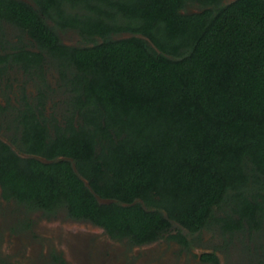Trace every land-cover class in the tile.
<instances>
[{"label":"trees","instance_id":"16d2710c","mask_svg":"<svg viewBox=\"0 0 264 264\" xmlns=\"http://www.w3.org/2000/svg\"><path fill=\"white\" fill-rule=\"evenodd\" d=\"M3 25L35 42H0V84L8 63L46 84L50 61L66 94L54 138L31 107L17 120L51 162L0 140L6 200L138 245L264 232V0H0Z\"/></svg>","mask_w":264,"mask_h":264},{"label":"flooded vegetation","instance_id":"af4514ba","mask_svg":"<svg viewBox=\"0 0 264 264\" xmlns=\"http://www.w3.org/2000/svg\"><path fill=\"white\" fill-rule=\"evenodd\" d=\"M9 30H13L18 34L9 36ZM2 31H4V34L0 33V42L5 45L10 43L9 47L14 44L18 49L22 47L30 49L32 46L31 42H35V40L27 35L24 36L18 29L10 25H3ZM60 35L61 40L65 44L70 45L63 40L62 33ZM34 50L39 53L37 48H34ZM8 53L11 52L8 51ZM54 66L50 61L44 63L45 69L43 70L47 73V83L44 84L35 75L36 70L25 72L21 66L8 63V74L4 77L3 83L0 84V105L6 108L5 112L0 111V140L9 145L22 158H36L43 162H51L39 155L22 151L21 146L24 145L22 143V134L20 130H17L20 126L17 120L27 107H31L37 115V118L33 121L40 122L49 131V136L55 137L56 129L62 125L64 119L62 113H58L57 109L54 108L57 107L55 106L56 103H58L59 108L61 107V102L56 97V93L60 90V85L62 84L61 80H59V75L56 72L59 86L57 88V83L55 85L52 84L48 78L50 68H54ZM15 82L18 84V88H15ZM31 83L33 84L31 85ZM28 86H33L34 90L29 91ZM64 104L66 108V103ZM40 111H43L44 115L46 114V118L39 115ZM0 202L5 205H12L11 209H17V206H20L21 208L19 209L22 212H25V214L31 212L37 218L36 221L34 218L27 219L25 216L20 219H14L3 236L4 247L11 252V256H17L18 259L26 257L28 259L27 262L30 264L41 257L42 251L45 253L43 258H45L46 264H116L117 254H119L117 251L111 252L110 257L105 259L107 248H111L110 245L113 241L121 242L125 240L136 248L142 247L146 252L163 239L162 237L155 241L138 245L129 238H113L105 228L95 225L91 221L72 218L63 209L47 213L43 210L30 209L15 198L6 200L3 196L1 184ZM14 205L17 206L14 207ZM61 213L68 220L65 224L61 222ZM39 220H43L44 224L35 227L36 222ZM82 225L87 226L89 229L82 228ZM33 229H38V233H33ZM29 233L31 238L28 236ZM37 236H41L46 240H38ZM93 238L96 239L97 246L91 251ZM27 249L29 251L28 254ZM22 250H24L23 252L26 253V256L21 254ZM51 251L56 252V255L50 254Z\"/></svg>","mask_w":264,"mask_h":264},{"label":"rangeland","instance_id":"374dc122","mask_svg":"<svg viewBox=\"0 0 264 264\" xmlns=\"http://www.w3.org/2000/svg\"><path fill=\"white\" fill-rule=\"evenodd\" d=\"M231 2L233 0H226ZM18 34L13 30H9V36H14ZM63 40L70 45L83 44V40L75 32H65L62 33ZM54 68H50L48 78L52 84L57 83L58 78ZM33 83H31L32 85ZM15 88H18V84L15 82ZM13 88V89H15ZM28 90H34L33 86H28ZM14 94V93H13ZM56 97L59 98L61 102V107L59 108L58 103L54 107L57 112L65 113L66 94L60 88L56 93ZM17 205H14V207ZM12 205H5L0 202V264H30L28 259L25 257L18 259L17 256H11V252L7 251L4 247V238L9 224L14 221V219H20L21 217L34 218L35 215L30 213L22 212L20 206L17 209H11ZM66 212V211H65ZM24 213V214H23ZM61 222L66 223L68 220L61 213ZM44 224L43 220L36 222V226ZM82 228H88L87 226H81ZM89 229V228H88ZM38 229H33V233H38ZM94 230V228H92ZM185 232V231H184ZM186 234V232H185ZM30 233L28 234V236ZM171 235V234H170ZM170 235H165L161 241L149 248L146 252L142 247L136 248L134 245L129 244L127 241H113L110 245L111 248H107V253L105 254V259L110 257L111 252L117 251L116 264H208L203 262L202 258L205 253H215L219 258V264H264L261 259L264 258V232L260 233H249L248 231L239 232L234 236H230L223 233L220 229L212 228L209 230H204L199 235V238H191L188 236L189 246H184L177 240L170 238ZM31 238V236H29ZM38 240H46L41 236H37ZM91 243V251L97 246L96 239L93 238ZM21 251L23 256L26 253ZM29 253L27 249V254ZM50 254L56 255V252ZM45 253L42 251L41 257L31 262V264H46L45 258H43ZM202 256V257H201Z\"/></svg>","mask_w":264,"mask_h":264},{"label":"water","instance_id":"95a60500","mask_svg":"<svg viewBox=\"0 0 264 264\" xmlns=\"http://www.w3.org/2000/svg\"><path fill=\"white\" fill-rule=\"evenodd\" d=\"M98 200L100 201V203H106V204H109L111 202L109 200H103V199H100V198H98Z\"/></svg>","mask_w":264,"mask_h":264}]
</instances>
